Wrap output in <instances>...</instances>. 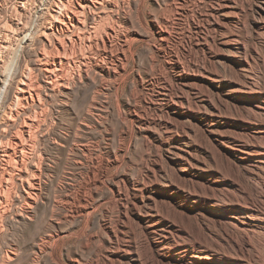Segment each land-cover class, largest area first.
I'll return each mask as SVG.
<instances>
[{
    "label": "bare ground",
    "instance_id": "6f19581e",
    "mask_svg": "<svg viewBox=\"0 0 264 264\" xmlns=\"http://www.w3.org/2000/svg\"><path fill=\"white\" fill-rule=\"evenodd\" d=\"M29 259L264 264V0H0V264Z\"/></svg>",
    "mask_w": 264,
    "mask_h": 264
},
{
    "label": "rangeland",
    "instance_id": "374dc122",
    "mask_svg": "<svg viewBox=\"0 0 264 264\" xmlns=\"http://www.w3.org/2000/svg\"><path fill=\"white\" fill-rule=\"evenodd\" d=\"M86 85L83 86L82 90H80V92L78 94L80 99H82V100H113V95H111L112 94L111 91L110 92H104L103 93V91H101L99 89V87L98 88L97 87L94 88V85H92V84H91V86L89 84H86ZM103 95H105V96H103ZM109 95H111V96H109ZM58 125L59 126H56L55 127V130L56 131H53L52 136L53 137H59V138H61L64 141V143L66 144V146H64L60 150H57L56 151V154H57V156H59V159H60V160L58 159L57 163H55L56 166L54 165V162H51L54 166H52V169L53 170L51 169L52 170L51 171L52 172L51 173L52 175H49V180H48L49 182H48V185H47V194H46V196L49 195V194L54 193V191H55L54 188L55 187H52V186H55V181H58L59 179L66 180V177H65V174L66 173H63V172H66V171L69 172L70 170H72L71 169L72 168V165H70L71 164L70 163L71 161H69V160H71V158L68 155V149H69L68 146H69V144L72 143L73 134H72V131L70 132L68 130V128H67V126L65 124H63V125L62 124H58ZM63 132L64 133L67 132L66 136L61 135ZM50 149H52V148H50ZM52 150L55 152V149H52ZM58 163H60V164H58ZM59 168H62V169H59ZM59 181H61V180H59ZM65 182L66 181H61L62 188L61 189L59 188V190H58V194L59 195H60V193L62 194V193H65L66 192V187L64 185ZM51 188H52V191H51ZM47 197H49V196H47ZM45 199H46V202L42 204V206H41V208L39 210V213H38L39 219L42 217V213L45 212L43 210H45L46 208H47V210H49L48 209L49 207H47L48 206L47 205L48 204V201H47L48 198H45ZM45 205H46V207H44ZM46 212H49V211H46ZM35 225H37V227ZM39 227H40V229H39ZM45 228H47V227L41 226V222L40 223H37V224H30L27 227H25L26 232L21 233V234H23V235L25 234L26 236L25 235L24 236L23 235H20L21 238L19 237V241L18 242H19L20 245L22 244L21 246H23V248L25 250V255L26 256H29L28 253L32 254L33 253V250L35 248L33 239H30V238H32L31 233L33 231H34V233L35 232L42 233V232H44V229ZM12 230H14V229L12 228ZM29 263L30 264L31 263L33 264V261L29 259L28 262H26V264H29ZM14 264H17V263H14ZM43 264H45V263H43Z\"/></svg>",
    "mask_w": 264,
    "mask_h": 264
}]
</instances>
